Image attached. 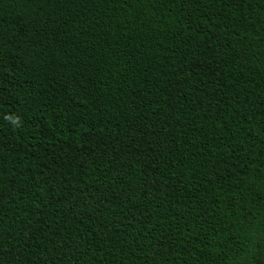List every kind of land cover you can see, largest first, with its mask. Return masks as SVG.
<instances>
[{
	"label": "trees",
	"instance_id": "trees-1",
	"mask_svg": "<svg viewBox=\"0 0 264 264\" xmlns=\"http://www.w3.org/2000/svg\"><path fill=\"white\" fill-rule=\"evenodd\" d=\"M0 264H264V0H0Z\"/></svg>",
	"mask_w": 264,
	"mask_h": 264
}]
</instances>
